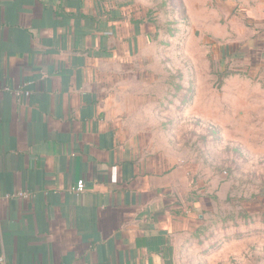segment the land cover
I'll list each match as a JSON object with an SVG mask.
<instances>
[{"label":"crops","instance_id":"0c3cea01","mask_svg":"<svg viewBox=\"0 0 264 264\" xmlns=\"http://www.w3.org/2000/svg\"><path fill=\"white\" fill-rule=\"evenodd\" d=\"M261 20L242 59L264 73ZM150 21L122 0H0L6 264H179L204 182L146 148L108 98L114 68L154 41Z\"/></svg>","mask_w":264,"mask_h":264},{"label":"rangeland","instance_id":"374dc122","mask_svg":"<svg viewBox=\"0 0 264 264\" xmlns=\"http://www.w3.org/2000/svg\"><path fill=\"white\" fill-rule=\"evenodd\" d=\"M122 1L147 14L154 41L114 68V112L205 185L179 264H264V73L242 59L263 21L258 2Z\"/></svg>","mask_w":264,"mask_h":264},{"label":"built area","instance_id":"2783aa9c","mask_svg":"<svg viewBox=\"0 0 264 264\" xmlns=\"http://www.w3.org/2000/svg\"><path fill=\"white\" fill-rule=\"evenodd\" d=\"M24 94L26 96H28L29 92L25 91ZM84 189H85L84 182L82 180H79L76 183V186L72 189V192L75 193L76 195H79L84 191ZM21 196H22V194H21ZM0 264H6V260H5V257L3 255H0Z\"/></svg>","mask_w":264,"mask_h":264},{"label":"trees","instance_id":"16d2710c","mask_svg":"<svg viewBox=\"0 0 264 264\" xmlns=\"http://www.w3.org/2000/svg\"><path fill=\"white\" fill-rule=\"evenodd\" d=\"M229 49L230 48H228V47H224V49H223V53H226L227 55H229V56H227V57H231V59H233V57H235L233 54H230V51H229ZM239 51V50H238ZM237 51V52H238ZM240 51H243L244 52V50H240ZM225 54V55H226ZM242 54V53H241ZM224 55V54H223Z\"/></svg>","mask_w":264,"mask_h":264}]
</instances>
